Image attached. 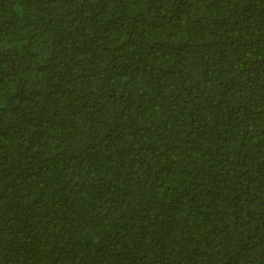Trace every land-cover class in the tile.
Masks as SVG:
<instances>
[{"label":"trees","instance_id":"1","mask_svg":"<svg viewBox=\"0 0 264 264\" xmlns=\"http://www.w3.org/2000/svg\"><path fill=\"white\" fill-rule=\"evenodd\" d=\"M0 264H264V0H0Z\"/></svg>","mask_w":264,"mask_h":264}]
</instances>
